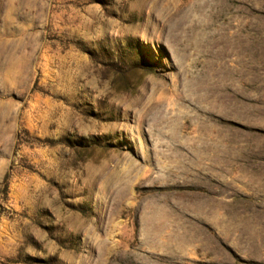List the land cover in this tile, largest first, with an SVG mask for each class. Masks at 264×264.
Wrapping results in <instances>:
<instances>
[{
	"label": "rangeland",
	"instance_id": "rangeland-1",
	"mask_svg": "<svg viewBox=\"0 0 264 264\" xmlns=\"http://www.w3.org/2000/svg\"><path fill=\"white\" fill-rule=\"evenodd\" d=\"M0 264H264V0H0Z\"/></svg>",
	"mask_w": 264,
	"mask_h": 264
},
{
	"label": "bare ground",
	"instance_id": "bare-ground-1",
	"mask_svg": "<svg viewBox=\"0 0 264 264\" xmlns=\"http://www.w3.org/2000/svg\"><path fill=\"white\" fill-rule=\"evenodd\" d=\"M186 100V99H185ZM193 103V102H192ZM201 106H202V104H201ZM196 107H199V106H196Z\"/></svg>",
	"mask_w": 264,
	"mask_h": 264
}]
</instances>
